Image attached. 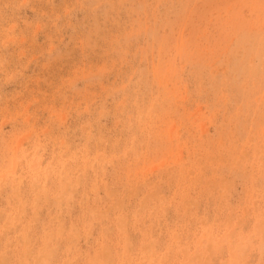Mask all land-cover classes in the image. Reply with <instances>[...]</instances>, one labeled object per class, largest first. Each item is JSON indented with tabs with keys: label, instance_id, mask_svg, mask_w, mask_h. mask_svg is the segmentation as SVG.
Returning <instances> with one entry per match:
<instances>
[{
	"label": "rangeland",
	"instance_id": "rangeland-1",
	"mask_svg": "<svg viewBox=\"0 0 264 264\" xmlns=\"http://www.w3.org/2000/svg\"><path fill=\"white\" fill-rule=\"evenodd\" d=\"M0 264H264V0H0Z\"/></svg>",
	"mask_w": 264,
	"mask_h": 264
}]
</instances>
